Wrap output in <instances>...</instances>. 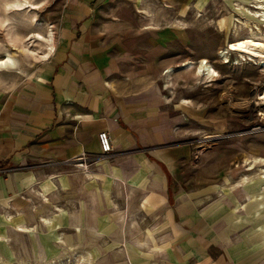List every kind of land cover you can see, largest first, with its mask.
Segmentation results:
<instances>
[{
	"label": "crops",
	"instance_id": "obj_1",
	"mask_svg": "<svg viewBox=\"0 0 264 264\" xmlns=\"http://www.w3.org/2000/svg\"><path fill=\"white\" fill-rule=\"evenodd\" d=\"M150 5L69 0L52 48L30 74L0 67V258L24 251L19 236L34 255L48 250L59 264H76L83 253L82 264H263L217 224L218 205H205L177 174L191 153L187 134L210 119V107L201 108L196 94L187 96L191 103L175 95V80L191 70L183 50L173 51L184 47L183 33L164 25L163 10L156 19ZM103 130L113 151L87 168L83 186L96 198L89 208L92 196L73 186L71 174L83 169V152L101 153ZM30 188L49 195L51 215L45 230L36 221L25 233L19 225L31 226ZM143 234L145 247L135 242Z\"/></svg>",
	"mask_w": 264,
	"mask_h": 264
},
{
	"label": "rangeland",
	"instance_id": "obj_2",
	"mask_svg": "<svg viewBox=\"0 0 264 264\" xmlns=\"http://www.w3.org/2000/svg\"><path fill=\"white\" fill-rule=\"evenodd\" d=\"M17 1L35 4L37 8L10 9L9 5ZM68 1L0 0V57L9 52L16 59V65L9 68L24 69L27 76L38 66L49 51V45L37 39L35 33L49 36L53 32L54 41L57 24ZM162 10L164 25H180L183 33L184 47L179 43L173 46V51L183 50L185 62L182 65L191 63V68L184 67L191 70H182L184 77L175 80L174 93L182 94L186 103L192 102L188 95L196 94L199 106L210 107L211 114L208 121L199 123V128L195 125L192 130L189 123L188 131H192L188 132L186 141L191 153L183 159L177 174L186 186L202 196L205 205H218L213 210L219 218L217 224L230 228L234 241L249 248L251 256L260 262L264 260V106L259 99L264 95V65L249 57L248 48L264 47V0H152L150 12H157L156 19ZM201 60L208 61L218 75L196 74ZM15 74L10 71L8 76ZM156 89L160 92L158 87ZM86 174L85 169H78L72 172L71 179L74 187L84 188V193L92 196L89 208H93L94 193L83 186ZM246 191L252 200L248 201ZM58 193L62 192L58 190ZM28 194L29 200L36 198L34 202L26 200L33 209L26 212L29 225L34 226L37 221L45 230L48 224L43 225L39 217L51 215L48 201L44 200V197L49 199V195L40 194L35 188H30ZM231 200L235 209L231 208ZM21 204L16 200L15 205L25 212ZM91 214L95 215V211ZM91 217L89 225L95 228V216ZM10 235L12 240L13 235ZM92 237L95 241L103 238L98 232ZM17 238L24 251H12L10 259L1 256L0 264L58 263L46 258L48 250L40 253L35 249L34 255L29 241L25 237ZM135 242L145 247L149 243L148 235L143 234ZM39 256L42 261H38ZM75 258H78L76 264H82L86 262L87 253L75 254Z\"/></svg>",
	"mask_w": 264,
	"mask_h": 264
},
{
	"label": "bare ground",
	"instance_id": "obj_3",
	"mask_svg": "<svg viewBox=\"0 0 264 264\" xmlns=\"http://www.w3.org/2000/svg\"><path fill=\"white\" fill-rule=\"evenodd\" d=\"M9 7H10V9H14V10H22L24 8L36 9L37 5L31 4V3H28V2H18L17 1V2L11 3L9 5ZM258 7L261 8L260 6H258ZM259 8H257V9H259ZM257 15L260 16L261 14L257 13ZM35 37L37 39H39V40L47 42L48 45H49V49L52 48L53 32H51L49 34V36H44L41 33H35ZM248 50H250V51H248V55H249V57L251 59L254 58V59H256L259 62L260 65H264V47L263 46L253 45V46H250L248 48ZM28 52L31 53L32 51L28 50ZM222 53H224V52L222 51ZM190 64L191 63L188 62V63L185 64V66L189 67ZM15 65H16V59L13 57V55L11 53L7 52V53H5V55L2 58L0 57V67H14ZM190 68H191V66H190ZM167 71L168 72H172V71H174V69H173V67H170ZM196 74H198V75L205 74L208 77L218 75V73L216 72V69L213 68L212 65H210L208 63V61H205V60H201L200 61V65H199V67L196 70ZM259 102H260L261 106H264V95L261 96V98L259 99ZM262 161H264V159ZM251 166H252V164H250V167ZM86 173H87V176L89 178V176L91 174L90 171H88L86 169ZM262 173L264 174V170L262 171ZM241 182L243 183V181H241ZM239 184H240V182H239ZM247 194H248V201L252 200V197L249 195L248 192H247ZM44 200L48 201V198L44 197ZM9 218H10V221H11L13 219V216L10 215ZM41 222L43 223V225H47V224H49L50 219L47 218L45 215H43L41 217ZM35 227H36V225H34V226L19 225V229H21V231L28 232V233L29 232H34L36 230ZM7 238L9 240H11V236L10 235Z\"/></svg>",
	"mask_w": 264,
	"mask_h": 264
},
{
	"label": "built area",
	"instance_id": "obj_4",
	"mask_svg": "<svg viewBox=\"0 0 264 264\" xmlns=\"http://www.w3.org/2000/svg\"><path fill=\"white\" fill-rule=\"evenodd\" d=\"M98 140L101 148V153H99L96 156H91L86 152H83L79 156V167H83V169H87L89 166L94 164L99 159L106 157L110 155V153L113 151V145L111 141V136L108 131L103 130L98 133Z\"/></svg>",
	"mask_w": 264,
	"mask_h": 264
}]
</instances>
